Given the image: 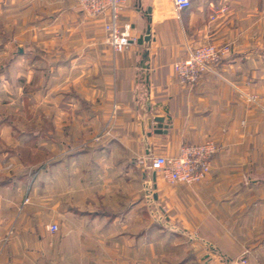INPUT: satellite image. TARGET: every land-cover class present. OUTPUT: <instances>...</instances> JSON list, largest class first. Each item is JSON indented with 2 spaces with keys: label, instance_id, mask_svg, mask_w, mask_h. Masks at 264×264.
Returning <instances> with one entry per match:
<instances>
[{
  "label": "crops",
  "instance_id": "obj_1",
  "mask_svg": "<svg viewBox=\"0 0 264 264\" xmlns=\"http://www.w3.org/2000/svg\"><path fill=\"white\" fill-rule=\"evenodd\" d=\"M16 2L0 0V27L28 26L29 49L0 39V76L44 114L0 121V264H264V113L241 98L264 106V0H127L119 24L150 36L119 54L75 0H29L24 21ZM209 44L230 53L179 87L174 65ZM209 140L202 183L150 190L144 159ZM151 205L174 228L150 227Z\"/></svg>",
  "mask_w": 264,
  "mask_h": 264
},
{
  "label": "built area",
  "instance_id": "obj_2",
  "mask_svg": "<svg viewBox=\"0 0 264 264\" xmlns=\"http://www.w3.org/2000/svg\"><path fill=\"white\" fill-rule=\"evenodd\" d=\"M80 12L88 19H104L103 29L105 39L111 51L115 54L123 53L131 44L137 43L132 36L129 25L121 26L118 22L122 9L127 0H75ZM176 11H184L190 7V0H173ZM215 12L214 14H220ZM230 53L227 45H205L190 51L181 62L174 65L173 71L177 84L181 88H192L202 79L204 74H214L213 68L221 63ZM247 103L258 106L264 113V106L257 104L254 96L242 95ZM219 147L213 140L200 145L182 146L176 156H151L142 162H150L151 171L172 186H184L193 188L202 183L210 173L212 158L218 153ZM28 203L25 199L24 204ZM49 232H58L56 225H51ZM245 262L242 261V264Z\"/></svg>",
  "mask_w": 264,
  "mask_h": 264
},
{
  "label": "rangeland",
  "instance_id": "obj_3",
  "mask_svg": "<svg viewBox=\"0 0 264 264\" xmlns=\"http://www.w3.org/2000/svg\"><path fill=\"white\" fill-rule=\"evenodd\" d=\"M15 3H17L16 0H15ZM20 3L23 6L21 7L22 9H21L20 14H18V13L17 14L20 15V17L22 19L21 21H24V19L29 16V11H28L29 0H21ZM16 16L17 15H15V17H14L15 20H16V18H18ZM11 19H13V16ZM4 27L5 28L0 27V39L3 40V38H4L6 41V39H8L9 37H12L14 34V36L16 37L15 38L16 43L13 42V43H15V48L13 46L12 47L14 48L15 54L18 53V50L16 48L21 49L22 54L24 53L23 48L25 50L29 49L28 45L26 44V42L29 38L28 26L21 29V30H18V28H15L12 26V20H9V21L5 22ZM13 43H11V44H13ZM29 62L30 61L27 59H22L17 64L18 68L25 70L26 72H28V70L30 71V67H32V66H29V64H30ZM30 73L29 72L27 73L26 83H28V81L30 80V76H31ZM32 76H33V74H32ZM16 77H15V79L17 80ZM21 77H22V74H20L19 79H21ZM15 79H13V77L11 76L9 84H8V83H5L3 81L4 77L0 76L1 86L4 85V89H5L4 95L0 92V121H5L7 123V125L10 122L11 123L14 122L13 124L17 127V126H22L20 124V122L17 121L18 119L22 118L24 120V119H30L31 117L33 118L36 115L41 116L44 114V110H43V107L40 105V102L43 103V101H42L43 99L40 100L38 98L37 102H39V104L35 103L34 99H32L31 96L28 97L29 93L26 92L25 86H23L21 84H17ZM8 85H9V87H8ZM16 87L19 88V91L15 95L14 89H16ZM15 120L18 123H16ZM36 124L38 126H41L42 132H43L44 125L39 124V123H36ZM22 129L26 132L30 131V129L26 126H23ZM5 131L9 132V131H13V129L10 128V130H5ZM149 211H150V216H149L150 227H153V228L163 227L166 229L167 228H169V229L174 228L169 221L165 220V217H159L160 214L157 215L160 211H158V209L156 207H152V205H151Z\"/></svg>",
  "mask_w": 264,
  "mask_h": 264
},
{
  "label": "water",
  "instance_id": "obj_4",
  "mask_svg": "<svg viewBox=\"0 0 264 264\" xmlns=\"http://www.w3.org/2000/svg\"><path fill=\"white\" fill-rule=\"evenodd\" d=\"M149 12L150 11H148V13ZM149 36H150V27H147L145 36L139 38V40L137 41V43L139 45H141L143 42H148L149 41ZM152 122L155 124V127L153 128V130H156V131H154L155 134H165V131H163V130H165V126L163 125V123H164V119L163 118H154L152 120ZM145 169L147 171H151V167H150V162L149 161H146L145 162ZM158 178L159 177L156 175V173H154V172L151 173V175H150V183L152 185L150 187V190L156 188V180Z\"/></svg>",
  "mask_w": 264,
  "mask_h": 264
}]
</instances>
